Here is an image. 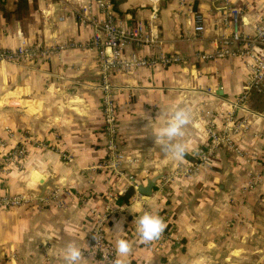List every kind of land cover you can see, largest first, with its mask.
I'll list each match as a JSON object with an SVG mask.
<instances>
[{
  "label": "crops",
  "instance_id": "1",
  "mask_svg": "<svg viewBox=\"0 0 264 264\" xmlns=\"http://www.w3.org/2000/svg\"><path fill=\"white\" fill-rule=\"evenodd\" d=\"M111 2L119 24L143 21L157 39L142 47L131 44L125 55L137 50L145 56L180 53L186 58L110 73L116 85L118 144L131 160L127 174L111 176L100 167L105 134L94 51L66 47L48 57L0 64V138L8 147L23 143L27 148L16 167L4 165L0 149V196H42L61 187L59 204L0 208V264H66L63 250L69 242L83 250L81 264H99L86 254L90 209H103L108 185L117 199L133 190L127 202L116 203L105 229L114 244L121 237L133 243L126 264H264V86L259 92L246 90V57H195L198 50H213L215 37L229 34L222 19L231 8L239 11L241 32L254 35L264 0H159L155 11L150 0ZM33 3L23 20L6 22L0 13V48L85 45L91 38L92 27L76 15L90 0ZM194 12L204 16L203 33L193 34ZM243 93L254 113L234 110L235 123L248 121L234 135L242 154L223 147L205 156L208 123L223 126L230 101ZM178 107L191 109L193 119L183 138L189 150L176 161L155 136ZM151 180L149 195L137 191L138 184ZM145 211L167 224L161 238L149 244L140 241L134 223ZM118 222L124 232L114 234Z\"/></svg>",
  "mask_w": 264,
  "mask_h": 264
},
{
  "label": "built area",
  "instance_id": "2",
  "mask_svg": "<svg viewBox=\"0 0 264 264\" xmlns=\"http://www.w3.org/2000/svg\"><path fill=\"white\" fill-rule=\"evenodd\" d=\"M159 0H150L155 11ZM80 22L88 23L92 27V36L85 45L67 44L36 46L26 43L20 44L16 49L0 48V64L4 62H17L23 59L35 60L48 57L61 52L66 47H84L93 50L96 54L101 76L100 89L102 91V123L105 134V155L100 167L107 174L120 173L118 167L124 161L131 162L120 151L116 127L117 104L114 100L116 85L110 81V73L123 72L130 68L152 66L157 63L170 65L186 58L180 53H160L157 56H145L137 50L125 55V49L131 44L142 47L147 43L157 42L151 30H148L143 21L132 25H121L112 10L111 0H90L89 4L82 5L76 11ZM241 16L236 8H231L224 15L222 23L229 28L228 35H220L213 39L214 48L211 51L198 50L195 57L202 60L225 59L235 55L246 57V64L250 68V79L246 90L259 92L264 86V12L255 17L254 35L243 34L240 30ZM193 34L205 31V19L202 13L194 12L192 16ZM246 94H240L230 101L232 109L224 115L223 126L218 127L211 120L206 127L208 135L205 156H210L219 148L232 149L241 155L242 149L235 142L234 135L247 128L246 118L239 123L234 122L236 109L246 110ZM251 114L254 112H250ZM0 149L3 152V163L6 166L16 167L27 153L23 143L8 147L5 139L0 138ZM197 164L191 165L185 173L192 172ZM103 209L92 207L90 209L91 228L89 231V244L86 254L95 258L99 264H113L116 259L115 244L106 236V224L113 213L117 203V193L108 185L106 188ZM61 187H55L47 194L39 196L28 192L0 196V208L22 207L35 202L37 207H44L52 202L59 204Z\"/></svg>",
  "mask_w": 264,
  "mask_h": 264
},
{
  "label": "clouds",
  "instance_id": "3",
  "mask_svg": "<svg viewBox=\"0 0 264 264\" xmlns=\"http://www.w3.org/2000/svg\"><path fill=\"white\" fill-rule=\"evenodd\" d=\"M192 119L191 109L185 107L175 108L172 110L167 123L160 127L156 133L155 140L173 160H183L189 150L183 138L186 135L185 129L191 124ZM134 223L140 241L145 244L160 239L167 228L163 217L148 211L139 216ZM112 232L114 234L123 233V224L116 223ZM115 248L117 258L113 261V264H126V258L133 251V243L121 237L116 240ZM63 259L66 264H81L86 257L83 250L75 242H69L63 250Z\"/></svg>",
  "mask_w": 264,
  "mask_h": 264
},
{
  "label": "trees",
  "instance_id": "4",
  "mask_svg": "<svg viewBox=\"0 0 264 264\" xmlns=\"http://www.w3.org/2000/svg\"><path fill=\"white\" fill-rule=\"evenodd\" d=\"M34 0H15L9 3V0H0V13L6 22L10 20H23L29 14V11L34 8ZM12 4V7L9 5ZM132 189H129L127 193L121 198L117 199V202H127L128 198L132 195Z\"/></svg>",
  "mask_w": 264,
  "mask_h": 264
},
{
  "label": "water",
  "instance_id": "5",
  "mask_svg": "<svg viewBox=\"0 0 264 264\" xmlns=\"http://www.w3.org/2000/svg\"><path fill=\"white\" fill-rule=\"evenodd\" d=\"M33 179L35 181L39 180V175L36 172H34ZM153 185H154V181H152V180L149 181L148 184L145 186L138 184L137 185V191H139L141 194L149 195L152 192Z\"/></svg>",
  "mask_w": 264,
  "mask_h": 264
},
{
  "label": "rangeland",
  "instance_id": "6",
  "mask_svg": "<svg viewBox=\"0 0 264 264\" xmlns=\"http://www.w3.org/2000/svg\"><path fill=\"white\" fill-rule=\"evenodd\" d=\"M120 149V147H119ZM105 150V149H104ZM120 151L123 153V151L120 149ZM124 154V153H123ZM104 155H105V151H104ZM125 155V154H124ZM126 158H128L126 155H125ZM129 166V162L128 161H124L120 164V166L118 167V171L123 172L124 174H127V171H128V167ZM118 174V173H117ZM126 177V175H124Z\"/></svg>",
  "mask_w": 264,
  "mask_h": 264
}]
</instances>
